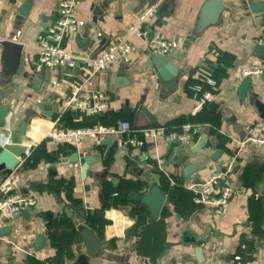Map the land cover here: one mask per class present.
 Returning a JSON list of instances; mask_svg holds the SVG:
<instances>
[{
	"label": "crops",
	"instance_id": "obj_1",
	"mask_svg": "<svg viewBox=\"0 0 264 264\" xmlns=\"http://www.w3.org/2000/svg\"><path fill=\"white\" fill-rule=\"evenodd\" d=\"M155 1L77 0L78 27L65 45L78 64L48 67L36 89L39 46L60 0H0V141L25 147L9 176L18 178L16 192L38 201L0 228V264H264V146L236 141L246 124L264 120V77H249L243 87L244 70L264 62L256 42L264 0H164L152 24L173 42L165 56L177 72L161 78L159 55L131 36L127 56L90 75L85 58L123 39ZM85 80L88 89L106 92L99 114L66 103ZM206 91L213 100L192 114L196 95ZM96 121L208 125L191 145L161 139L116 147L100 139L76 148L47 137L54 123ZM233 159V196L219 216L195 203L188 186ZM89 233L100 242L95 252Z\"/></svg>",
	"mask_w": 264,
	"mask_h": 264
},
{
	"label": "built area",
	"instance_id": "obj_2",
	"mask_svg": "<svg viewBox=\"0 0 264 264\" xmlns=\"http://www.w3.org/2000/svg\"><path fill=\"white\" fill-rule=\"evenodd\" d=\"M3 1L10 2L11 0ZM163 1L146 3L136 19L128 25L127 34L123 39L108 44L106 49L99 54L85 58L90 75L109 69L117 58L127 56L132 50L131 36L139 38L150 53L155 55L169 53L173 42L166 39L162 32L152 24ZM77 27V0H60L57 17L50 33L40 43L38 64H45L47 67L76 66L78 60L65 45V38ZM256 42L264 45V31L256 38ZM243 74L248 77H264V62L245 69ZM87 80L72 87L71 95L66 103L69 108L84 110L89 114H99L107 107L106 92L99 89H88ZM212 100L213 94L209 91L196 95L191 113L196 114ZM206 125H208L206 122L186 123L177 129L164 125L137 127L129 121H121L113 125L96 121L79 128H68L54 123L47 137L56 142H69L76 148H80L85 140L95 141L108 137L117 140L121 145L137 148H142L150 141L157 143L161 139L191 145ZM236 141L240 148L248 144L264 146V120L260 119L246 124L243 137ZM234 161V159L231 160L226 166L211 171L205 179L192 182L188 186L193 192L195 203L212 206L219 216L227 212L233 196L231 176ZM17 182L16 176H8L0 183V191L4 193V196L0 198V228L6 221L24 210L37 206L38 201L35 197L19 194L14 190ZM236 259L240 261L241 257L238 255Z\"/></svg>",
	"mask_w": 264,
	"mask_h": 264
},
{
	"label": "water",
	"instance_id": "obj_3",
	"mask_svg": "<svg viewBox=\"0 0 264 264\" xmlns=\"http://www.w3.org/2000/svg\"><path fill=\"white\" fill-rule=\"evenodd\" d=\"M3 42L7 43V44L13 43L12 40H5ZM155 62L158 64V66H160V69L158 70V74L160 75L161 78L168 79L170 77V75L167 73L168 71L173 75L177 72L176 66H174L173 64L168 62L165 55H159L156 58ZM162 65H163V67H162ZM47 68L48 67L45 64H41L38 67L34 66V69L39 71L38 77L35 80V88L36 89H39L41 87V84L44 81V77L47 74ZM249 81H250V78L249 77L246 78L243 87H246L249 84ZM1 131L6 132L5 129H1ZM102 143H106L109 145H115L116 147L120 146L119 142L117 140L113 139L112 137H108V138L103 139ZM24 149H25L24 146L20 147L16 144H13L12 142H9V141H0V170H7L6 172H4L3 176L1 177L0 183L3 180H5L9 176V174H11L13 168H15L18 165V163L20 161L19 156L21 154H23L21 152H24L23 151ZM164 199H165V196L163 194L156 196V198L154 199L153 210H154L155 215L159 214ZM42 214H43V212L40 213V215H42ZM86 241L88 243L90 252H95L98 250V248L100 246V242L97 241L94 238V236H92L90 233L86 235Z\"/></svg>",
	"mask_w": 264,
	"mask_h": 264
}]
</instances>
